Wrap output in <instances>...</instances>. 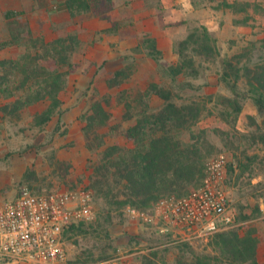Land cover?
Wrapping results in <instances>:
<instances>
[{
  "label": "rangeland",
  "instance_id": "1",
  "mask_svg": "<svg viewBox=\"0 0 264 264\" xmlns=\"http://www.w3.org/2000/svg\"><path fill=\"white\" fill-rule=\"evenodd\" d=\"M129 1L127 5L125 0H115L111 11L106 10L103 1L102 8L113 20L129 15L140 33L156 34L165 53L163 65L178 60L175 43L198 26H207L216 36L220 56L212 60L197 58L196 62L202 63L201 75L180 77L174 82L151 58L132 52L136 39L120 40L116 36L99 34L106 21L103 22L98 14H85L72 20L63 5L64 0H0V42L9 39L14 31L22 36L16 44L19 45L27 29L50 41L63 31L61 25L64 23L69 24V29L76 31L82 41L80 51L73 58L81 66L69 74L68 85L61 93L64 104L50 122L42 127L33 124L35 115L46 108V103L24 109L20 118L0 116V200L14 199L26 186L37 192L78 186L90 188L95 197L96 218L84 224L81 231L66 236V249L72 264H103L112 257L126 254L143 264H194L193 253L213 254L208 245L212 236L207 241L187 243L190 247L184 242L167 245L166 238L156 230L124 216L123 205L108 203L90 187L91 167L98 161L100 152L96 155L87 149L83 133L85 123L80 115L88 107L95 84L102 82L107 73L132 65L133 75L121 86L131 94L145 90L151 82H158L174 92L179 104L191 99L204 103L196 124V128L203 131L202 142H198L203 156L202 168L210 158L221 153L227 155L226 183L236 212L233 227L241 234L254 229L264 240V212H257L259 204H264L262 117L246 93L240 99L243 108L237 119L224 116L226 109L217 102L220 94L235 97L220 79L223 58L247 55L245 48L252 46L242 62L251 65L264 62V45L261 43L264 40V0H229L251 3L246 13L237 14L218 9L216 2L205 3L199 9H191L185 20V17L168 18L169 9L164 8L160 0ZM171 8L176 5L173 3ZM9 10L19 13L6 18L5 12ZM14 50L13 47L1 49L0 60L12 55ZM186 82L195 87L184 86ZM239 87L241 91L246 89L244 80L240 81ZM150 103L153 108H158L162 101L152 97ZM109 111L112 114L110 121L98 131L105 142L103 148L115 143L131 144L124 136L110 131L112 125L127 128L132 122L123 120V104L115 101ZM181 139L191 142L199 137L196 132L184 131ZM200 177L171 193H187L199 185ZM258 259L264 263V244L258 248Z\"/></svg>",
  "mask_w": 264,
  "mask_h": 264
},
{
  "label": "trees",
  "instance_id": "2",
  "mask_svg": "<svg viewBox=\"0 0 264 264\" xmlns=\"http://www.w3.org/2000/svg\"><path fill=\"white\" fill-rule=\"evenodd\" d=\"M103 1L106 10L114 9L115 0H64L63 5L72 20L85 14H98L107 21L109 26L99 31L101 35L116 36L120 40L136 39L132 52L151 58L159 70L174 82L180 77L197 78L201 75L202 63L196 62L197 58L212 60L220 56L216 36L207 26H198L175 43L178 60L163 65L164 52L159 48L157 39L149 32L140 33L129 15L113 20L110 14L103 11ZM125 2L130 4L129 0ZM213 2L218 3V9H228L235 14L246 13L251 6L247 1L191 0L194 9ZM255 7L261 9L258 5ZM18 13L9 10L5 12V17L12 18ZM61 26L63 31L50 41L43 35H33L27 29L19 45L16 44L22 36L14 31H11L9 39L0 42V50L7 47L15 49L12 55L0 60V116L20 118L24 109L46 103V108L35 115L33 123L42 127L61 111L64 104L61 93L68 85L69 74L81 66L73 58L82 46L79 34L69 29V24ZM261 43L264 45V40ZM245 49L248 55L252 46ZM247 55L235 54L222 59L220 79L235 97L220 94L217 102L226 109L224 116L237 119L243 108L240 99L246 93L254 101L256 111L262 117L261 127H264V62L253 65L243 63ZM133 73L132 65L107 73L102 82L93 86L88 107L80 119L85 123L83 133L87 149L96 155L100 152L98 161L91 167L90 187L110 204L148 207L161 195L177 192L192 184L200 175L202 178L203 156L198 142H202L203 131L197 129L196 124L204 103L191 99L179 104L174 92L158 82H151L145 90L131 94L121 86ZM241 80L246 83L244 91L239 87ZM183 85L194 86L191 82ZM152 97L159 98L161 106L153 108L150 103ZM115 101L125 108L123 120L132 122L127 128H122L120 124L112 125L110 131L124 136L131 144L115 143L103 148L105 142L98 131L110 121L112 114L109 109ZM184 131L198 133L199 139L183 141ZM261 140L264 141V138ZM257 212L262 213L259 206ZM83 225L72 226L65 236L81 231ZM256 233V230L250 229L241 234L234 227L217 232L208 242L213 254L193 253L194 264H264L258 259V248L264 240ZM184 243L190 247L187 242Z\"/></svg>",
  "mask_w": 264,
  "mask_h": 264
},
{
  "label": "built area",
  "instance_id": "3",
  "mask_svg": "<svg viewBox=\"0 0 264 264\" xmlns=\"http://www.w3.org/2000/svg\"><path fill=\"white\" fill-rule=\"evenodd\" d=\"M229 159L210 158L199 185L185 194L161 196L149 207L127 204L124 216L151 227L166 244L207 241L235 225L236 212L227 189ZM95 197L87 186L50 191L23 187L14 199L0 200V264H72L66 232L95 220ZM103 264H143L130 254Z\"/></svg>",
  "mask_w": 264,
  "mask_h": 264
},
{
  "label": "crops",
  "instance_id": "4",
  "mask_svg": "<svg viewBox=\"0 0 264 264\" xmlns=\"http://www.w3.org/2000/svg\"><path fill=\"white\" fill-rule=\"evenodd\" d=\"M160 1L163 3L164 8L169 9L168 13L170 14V16H168V18L170 19H172L173 17H185L183 18V20H185L187 13H189V11L193 9L192 4L190 3L189 0H160ZM173 3L176 5V8H171L173 6ZM103 22H105V20ZM107 26H109V23L106 21L105 23L102 24L101 29ZM152 35L157 39L159 48L164 52V50L160 46L159 37L156 34H152ZM164 57H165V53H164ZM226 96L231 97L230 95H226ZM227 189L229 192L228 186H227ZM229 195H230V192H229ZM259 207H260L261 212H264V204H261V205L259 204Z\"/></svg>",
  "mask_w": 264,
  "mask_h": 264
}]
</instances>
